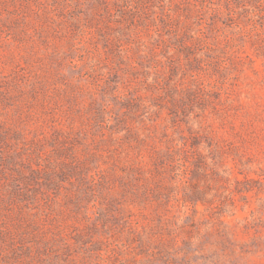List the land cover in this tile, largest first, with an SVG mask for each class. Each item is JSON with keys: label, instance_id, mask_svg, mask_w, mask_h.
Segmentation results:
<instances>
[{"label": "rangeland", "instance_id": "rangeland-1", "mask_svg": "<svg viewBox=\"0 0 264 264\" xmlns=\"http://www.w3.org/2000/svg\"><path fill=\"white\" fill-rule=\"evenodd\" d=\"M0 264H264V0H0Z\"/></svg>", "mask_w": 264, "mask_h": 264}]
</instances>
